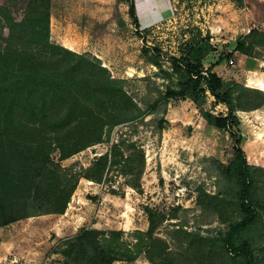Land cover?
Returning a JSON list of instances; mask_svg holds the SVG:
<instances>
[{
	"label": "rangeland",
	"instance_id": "rangeland-1",
	"mask_svg": "<svg viewBox=\"0 0 264 264\" xmlns=\"http://www.w3.org/2000/svg\"><path fill=\"white\" fill-rule=\"evenodd\" d=\"M33 1L0 0V43L9 36L8 24L26 16ZM50 12L51 41L86 54L107 67L113 78L123 80V89L134 102V117L112 128L105 125L103 142L65 160H59L58 150L52 152V159L69 174L83 172L107 151L117 162L102 183L80 178L64 213L34 215L0 226V264H66L81 242L83 228L101 230L99 240L105 246H121L122 259L113 264H155L145 251L152 240L147 208L158 222L153 237L166 241L181 262L242 264L237 256L216 249L240 219L231 183L221 172L234 156V140L229 131L209 125L191 99L165 102L162 94L175 86L176 78L154 64L152 48L162 50L160 62L170 70L172 59L180 56V45L190 36L188 30L200 28L203 36L214 32L215 43L202 42L193 55L209 68L222 52H233L237 38L249 28L264 33V5L253 0H172L163 18L149 26L136 25L128 4L119 0H52ZM213 70L224 79V89L239 80L264 91L262 80L251 79H264V46L256 47L255 56L234 52ZM158 99V109L144 114ZM203 108L217 115L227 112L209 92ZM237 115L240 125L234 129L242 137L247 161L264 168V105ZM161 118L168 121L163 130ZM259 193L264 195V171ZM209 194L228 201L214 204ZM29 210L44 212L48 207L32 201ZM260 226L264 231V218ZM254 240L255 252L264 262V232ZM192 241L203 243V254L215 255L198 259Z\"/></svg>",
	"mask_w": 264,
	"mask_h": 264
},
{
	"label": "trees",
	"instance_id": "trees-1",
	"mask_svg": "<svg viewBox=\"0 0 264 264\" xmlns=\"http://www.w3.org/2000/svg\"><path fill=\"white\" fill-rule=\"evenodd\" d=\"M51 1L34 0L26 16L8 24L9 36L5 44L0 43V226L34 215L64 213L82 177L102 183L106 171L117 162L113 152L98 156L83 172L71 174L51 154L58 150L59 160H65L103 142L105 125L112 128L134 117V102L123 89V80L113 78L107 67L86 54L51 41ZM119 1L128 4L130 16L140 25L135 0ZM188 31L190 36L180 45V56L172 59L170 70L160 62L162 50L152 48L154 64L167 77L176 78L175 86H169L162 97L165 102L191 99L209 125L230 132L234 156L221 166V172L231 183L232 201L240 219L216 249L237 256L242 264H264L254 249V239L264 232L260 226L264 195L259 193L264 168L249 164L241 147L242 137L234 129L240 125L239 110H256L264 105V91L239 80L224 89V79L213 70L234 52L255 56L256 47L264 46V33L252 29L239 36L233 52H222L205 68L204 61L193 59V55L202 42H209L210 32L203 36L200 28ZM207 92L216 103L227 107L226 113L217 115L203 108ZM160 103L156 100L144 114L157 110ZM167 124L165 118L160 119L161 130ZM209 197L212 201H228L217 194ZM32 201L40 202L48 211L31 212ZM147 212L152 239L145 250L148 258L155 264H186L166 241L153 237L158 222L155 212L149 208ZM100 234L101 230L83 228L81 242L66 264H113L121 260V246H105ZM193 242L191 248L198 259L215 255L211 250V255L203 254V243Z\"/></svg>",
	"mask_w": 264,
	"mask_h": 264
},
{
	"label": "crops",
	"instance_id": "crops-1",
	"mask_svg": "<svg viewBox=\"0 0 264 264\" xmlns=\"http://www.w3.org/2000/svg\"><path fill=\"white\" fill-rule=\"evenodd\" d=\"M171 2L172 0H135L136 14L139 19V23L142 26H149L158 22L168 12ZM251 79L255 82L259 80L257 83H259L260 80L264 82L263 77H252ZM249 85L258 88V86L251 85L250 83Z\"/></svg>",
	"mask_w": 264,
	"mask_h": 264
},
{
	"label": "built area",
	"instance_id": "built-area-1",
	"mask_svg": "<svg viewBox=\"0 0 264 264\" xmlns=\"http://www.w3.org/2000/svg\"><path fill=\"white\" fill-rule=\"evenodd\" d=\"M243 1H244L245 3H247L249 0H243ZM253 1L259 2V3H261V4L264 5V0H253ZM250 31H251V28H249V29L247 30L248 33H249ZM213 33H214V32H211L212 36L210 37V40H211L212 43H215V42H214L215 38H214V36H213ZM233 62H234L233 59H231V60H230V63L233 64ZM205 73H206V72H205Z\"/></svg>",
	"mask_w": 264,
	"mask_h": 264
}]
</instances>
